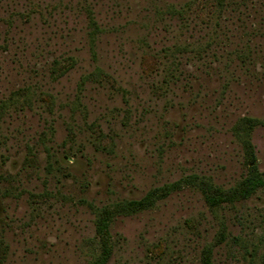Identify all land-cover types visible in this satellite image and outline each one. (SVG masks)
Instances as JSON below:
<instances>
[{"label":"rangeland","instance_id":"rangeland-1","mask_svg":"<svg viewBox=\"0 0 264 264\" xmlns=\"http://www.w3.org/2000/svg\"><path fill=\"white\" fill-rule=\"evenodd\" d=\"M154 59L150 72L145 59ZM251 146L254 163L250 161ZM264 0H0V264H264Z\"/></svg>","mask_w":264,"mask_h":264},{"label":"trees","instance_id":"trees-1","mask_svg":"<svg viewBox=\"0 0 264 264\" xmlns=\"http://www.w3.org/2000/svg\"><path fill=\"white\" fill-rule=\"evenodd\" d=\"M145 61L147 70L151 72L155 65L154 59H145ZM247 149L251 155L250 161L251 163H254L255 159L252 155V149L249 144H247ZM176 186L178 185H170L163 188H158L149 192L144 198L140 200H127L123 203L115 205L112 208L106 207L100 210L96 220V231L100 243V254L90 264H106L110 259L113 253L110 228L115 215H130L151 208L158 200L167 197L172 189ZM263 186L264 175L258 171L256 166L251 168V173L246 179H244L237 187L230 190H223L222 188L216 187L208 181L203 180L199 182V187L204 194L205 200L211 207H218L222 203H230L247 199ZM203 264H212L211 250H207L204 253Z\"/></svg>","mask_w":264,"mask_h":264}]
</instances>
